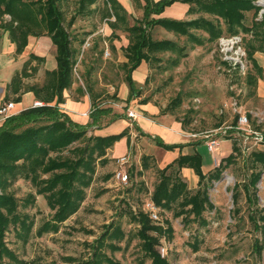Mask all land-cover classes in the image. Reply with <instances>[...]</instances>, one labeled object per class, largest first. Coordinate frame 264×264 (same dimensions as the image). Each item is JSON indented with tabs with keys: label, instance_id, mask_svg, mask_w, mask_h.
I'll list each match as a JSON object with an SVG mask.
<instances>
[{
	"label": "rangeland",
	"instance_id": "rangeland-1",
	"mask_svg": "<svg viewBox=\"0 0 264 264\" xmlns=\"http://www.w3.org/2000/svg\"><path fill=\"white\" fill-rule=\"evenodd\" d=\"M132 3L134 16L121 12L114 16L105 0H97L80 13L78 0L58 2L64 26L72 38V82L82 92L89 93L95 106L124 110L127 119L128 110L112 95L117 94L118 86L126 81L124 64L128 65L126 55L130 54L126 47L133 40L129 29L143 16L142 8ZM255 5L259 8L256 16L253 11L245 13L243 27L247 31L237 28L233 34L228 32L229 24L219 16L202 12L186 15V21L203 18L222 32L217 40H207L204 31L191 30L190 33L201 40L200 44L159 27L145 29L142 26L152 40L174 42L183 50L184 57L173 51L154 54L158 61L148 65V80L141 88V98H147L159 109L157 120L161 124L179 129L188 139L198 142L184 152L199 154L203 171L213 168L218 157L228 155L233 142L231 138H219V147L210 154L198 135L234 125L237 112L247 114L254 130L264 132V0H257ZM72 18L74 21L68 26ZM111 24L115 27L112 36L108 29ZM142 24L145 22L138 25ZM34 64L32 61L27 68L30 80L35 73L31 67L42 66L38 62ZM145 77L146 68L141 64L132 73L133 86L137 89ZM36 79L41 83L50 78L40 75ZM98 83L100 90H94L93 86ZM176 98L181 104L171 108ZM42 121L47 122L40 120L36 124ZM223 135L239 139V152L220 181L202 184L208 188L211 207H207L199 219H193L194 214L176 216V203L171 211L156 208L158 220L153 223L172 228L171 237L165 235L156 249L166 264H264V173L253 185L256 174L262 169L251 157L252 152L264 151V144H249L243 153L242 141L235 131L228 130ZM138 136L137 143L143 154L152 155L154 159L148 156L143 160L144 155L137 152L122 156L128 159L125 166L128 186H119L113 181L112 171L118 169L117 164L97 162L93 181L79 210L59 224L57 231H40L51 221L53 211L38 194V188L24 180L12 184L9 193L17 205L16 217L5 214L10 223L0 234V264H109L106 260L120 264H153L151 252L146 251L148 239L140 237L144 225L139 221L138 212L147 213L148 190L159 182L160 167L172 161L175 152L159 146L158 139H153L155 135ZM89 137L87 133L73 147L82 146ZM133 140L129 131V135L116 141L118 146L111 158L126 153ZM67 155L64 151L59 157L67 159ZM176 170L175 167L167 174L172 171L181 177L187 185L184 196L190 198L198 189V185L191 182L198 177L192 169L188 176ZM105 175L109 176V184L117 187L106 189ZM233 194L237 196L235 202ZM28 197H34V202H27ZM114 230L118 234L111 237ZM107 232L109 235L104 236ZM193 244H197L196 249Z\"/></svg>",
	"mask_w": 264,
	"mask_h": 264
},
{
	"label": "trees",
	"instance_id": "trees-1",
	"mask_svg": "<svg viewBox=\"0 0 264 264\" xmlns=\"http://www.w3.org/2000/svg\"><path fill=\"white\" fill-rule=\"evenodd\" d=\"M96 1L79 0V13L84 12L88 6L93 5ZM138 1L142 2L140 7L143 10V16L142 20L129 29L130 34H133V40L126 47L127 52L130 53L126 55L129 63L128 65L127 63L124 64L126 69L125 80L130 89V98L132 95L140 96V91L134 89L131 74L142 62L149 64L151 61H158L154 54L159 52L173 51L180 55L179 57L184 55L183 50L170 40H152L144 28L160 27L177 35L187 36L191 42L196 44H200L201 40L191 34V30L204 31L208 35L207 40H217L222 34L211 22L203 18L188 21L150 18L153 14L162 13L176 0ZM256 1L182 0L183 3L189 5L188 14L202 12L221 17L224 22L229 24L228 32L230 34L235 33L237 28L247 31L243 27L245 13L253 11V15H257L259 8L255 5ZM58 2L59 0H0V30L8 33L11 42L15 45L16 54L23 52L29 36L39 37L42 33H45L56 47V70L49 74L53 77L52 82L35 91L43 106L32 107L20 112L4 121L9 124L8 126L0 127V234L10 223L5 214L13 218L16 217L14 212L17 205L9 193V187L12 184L18 180H24L38 188V194L44 197L47 205L53 211L51 221L46 222L40 231H57L59 224L65 222L79 210L85 199L86 190L93 181L95 164L97 162L106 164L107 160L104 158L106 150L123 136L129 135V129L126 128L116 135L90 136L82 146L73 147L87 134L88 126L73 123L59 111L58 105L63 103L62 91L72 83L74 51L72 38L64 26V17ZM105 5L110 7L114 16H118L121 8L115 0H105ZM4 16H9L10 19L4 20ZM73 21L74 18L68 22V26ZM142 21L145 24L140 27L138 24H141ZM32 61H41V59L30 55L22 68L11 78L9 89L13 95L19 93L23 80L30 77L31 73L28 72L27 68ZM31 68L34 71L35 67ZM53 101L55 103L50 105ZM146 101L142 100L141 103H146ZM180 104V99L176 98L170 107L175 108ZM92 108L89 116L94 121H97L100 114L110 111L109 108H97L93 104ZM40 120L47 122L42 121V123L36 124ZM17 128L23 129L16 132L15 129ZM153 139L158 138L153 137ZM157 144L167 151L184 147L183 145H168L160 139H158ZM237 146L233 143L232 153L221 159L218 166L207 174H204L201 169L199 154L180 153L176 159L160 170V180L153 188L150 201L156 208L169 211L173 210L172 205L176 203L178 207V211H174L176 216L194 214L193 219H199L206 208L211 207L207 193L208 188L203 187L202 184L220 181L223 172L234 162V156L239 152ZM64 151H67V159L59 157ZM70 156L74 159L69 158ZM251 157L253 163L260 165L262 169L256 174L255 181L252 182L255 185L264 173V151L252 152ZM147 158L148 156L142 157L143 160ZM143 163V167H145V161ZM175 167L178 172L183 168L192 169L198 177V189L190 198L184 196L187 185L181 177L172 171L167 174L169 170ZM43 176L46 178H42ZM233 198L235 202L237 200L236 194H233ZM27 202H34V197H28ZM138 214L139 221L141 220L144 225L140 237L148 239L146 251L151 252L153 264H166L159 258L156 249L165 235L171 237L172 228L168 226L164 228L160 224H154L149 214L144 213V211H140ZM117 234L118 232L114 230L111 237ZM107 235L109 232L104 236ZM194 244L192 245L193 248L197 246ZM106 261L109 264H120L116 261Z\"/></svg>",
	"mask_w": 264,
	"mask_h": 264
},
{
	"label": "crops",
	"instance_id": "crops-1",
	"mask_svg": "<svg viewBox=\"0 0 264 264\" xmlns=\"http://www.w3.org/2000/svg\"><path fill=\"white\" fill-rule=\"evenodd\" d=\"M115 1L121 8L119 12L127 14L128 16H131V15L134 16V11H133L134 8H133L132 1L134 3H137L139 8H141L140 6L142 3V2H139L138 0H115ZM159 1L161 0H153V2H159ZM91 6H88L86 10ZM188 8H189L188 4L183 3L182 0H176L172 5L166 7L162 13H160L159 15L153 14L151 15L150 18H153V19L164 18V19L174 20V21H186L184 19L186 18V15H194V14L187 13ZM141 20H142V17H141ZM108 29L110 30V35L112 36L115 30L114 25L111 24L110 26H108ZM30 55H34L41 59V61H33L35 62L34 64L35 66L37 62L42 64V66L39 69L35 68L34 69L35 73L32 77V80L28 78L25 79L22 82V86H21L19 93L17 95H13L9 89L10 80L13 77V75L22 68L24 62L29 59ZM55 59H56V47L51 43L50 38L46 36L45 33H42V35L39 37L29 36L27 45L24 48L23 52L21 54H16L15 45L11 42L8 33L0 30V105L5 102L12 101L14 103V112H15L13 116H15L19 114L20 112L31 109L34 102H40L41 100L40 98L37 97V94L35 91H37V89L41 88L43 85L49 84L50 82H52L53 77L49 74H51L52 72L56 70V60ZM141 64L144 65V67L146 68V77H145L143 84L137 85L138 87L137 89L134 87L136 91L137 90L140 91V96L135 97L132 95L130 98V89L126 81L122 82L118 86V93L112 95L115 97V101L118 104H120L121 107H123L124 109H127L128 111H132L137 115L135 119H130V118L127 119L125 117L126 113L124 112V110H121L119 108L117 109L115 107L112 110V107H110L109 108L110 111L100 114L99 118H97V121H94L90 119L89 114L93 110L92 104L93 106H95V104L91 101L92 99L90 98V95L88 92L86 91L82 92L80 88L76 86L75 83L73 82L67 89H64L62 91L63 103L58 105L60 113L67 116L70 121H72L73 123L77 125L88 126V132H87L88 135L105 137L109 135L119 134L126 128L129 129L131 137L134 138L133 142L130 143L129 148L126 151V153H122V152L121 154L118 153L117 157L111 158V154L115 151V148L117 149V146H118L117 144L114 143L112 147L107 149L104 158L107 160V163L109 164H110V161L116 164L117 158H120L123 155L130 156L133 152H137L138 155L152 156V155L143 154L141 148H139L138 143H137V140L140 137L138 136L139 134L144 135L145 133H148L152 136L155 135L156 138L162 140L163 142H165V144H168V145H183L184 147L182 149H175L172 151V152H175L174 159H176L180 153L190 154L188 152H184V150L189 146L194 147L196 144H198L197 141H191L190 139H188L186 135H184V133L182 134L181 130L172 128L171 126L161 124L157 120L159 119V116H160L159 109L154 104H152L150 100H148L147 98L145 99L141 98V88L147 82L148 73H149V69H148L149 64L145 62H142ZM40 75H44L47 78L49 77L50 79L45 80V82L39 83L37 82L36 78L37 76H40ZM131 78H132V74H131ZM98 84H95L93 86L94 90H100L101 84L99 85ZM89 90H92V89L89 88ZM92 92L93 90L91 91V93ZM142 100H147V101L146 103H141ZM54 103L55 101L50 103V105H53ZM95 107L100 108L99 106H95ZM8 125L9 124H6L4 121L0 122V127L2 126L5 127ZM134 126H136L137 129L134 128ZM225 128L226 127H224L223 129L222 128L216 129V130H219L217 132L218 139L222 137L231 138L232 142L233 143L236 142L238 145L237 141L239 139L237 137H232L229 135H222L221 131L225 130ZM231 153H232V149L229 154ZM228 155L222 156V157L220 156L217 159H215L214 167L207 171L202 170L203 173L207 174L209 171L214 169L216 166H218L221 159L226 158ZM152 158L154 159L153 156ZM172 161H170L169 163H171ZM169 163L165 164L164 166H161V167L158 166V167L163 169ZM109 164H108V167L111 166ZM190 170L191 169L183 168L181 169V173L184 174V176H188V173L190 172ZM140 171L141 169L137 170V173H139ZM113 172L114 170L112 171V173ZM108 175H111V174H108ZM108 175H105L103 177L104 179L106 178V180L103 182L104 184H107L105 188L109 189V188L117 187L113 184H109ZM112 178H113V175H112ZM191 183H195L197 185L198 180L196 179ZM154 186L155 185L151 186L150 189L148 188L149 195H151V193L153 192Z\"/></svg>",
	"mask_w": 264,
	"mask_h": 264
},
{
	"label": "built area",
	"instance_id": "built-area-1",
	"mask_svg": "<svg viewBox=\"0 0 264 264\" xmlns=\"http://www.w3.org/2000/svg\"><path fill=\"white\" fill-rule=\"evenodd\" d=\"M9 16H4V20H9ZM231 45H234V42H231ZM105 55H108V52H105ZM43 106V103L41 102H34L33 108L35 107H41ZM15 114L14 112V103L12 101L5 102L0 105V122H3L7 120L8 118L12 117ZM127 116L130 119H135L137 115L132 112L128 111ZM228 130L235 131L236 134L239 135V138L242 141V147L243 152H246L249 144H255L260 145L264 144V132L254 130V128L251 126L250 120L245 113L237 112L236 118H235V124L232 126H227L225 130L221 131L222 135L227 134ZM219 130H213L209 131L203 134L198 135L199 139L202 143L206 146L208 152L210 154H213L216 149L219 147L218 142V135L217 132ZM190 137L196 138L197 135H191ZM128 163V159L126 157H122L120 159H117L116 164L119 166L117 170L113 172V179L115 183L119 186H127L129 184V175L128 170L125 167ZM145 209L147 213L149 214L150 218L153 221L158 220L157 216V209L154 206V204L149 201L145 204Z\"/></svg>",
	"mask_w": 264,
	"mask_h": 264
}]
</instances>
